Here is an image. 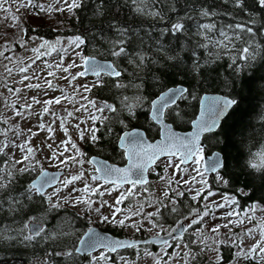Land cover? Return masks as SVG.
<instances>
[{"label": "snow or ice", "instance_id": "1", "mask_svg": "<svg viewBox=\"0 0 264 264\" xmlns=\"http://www.w3.org/2000/svg\"><path fill=\"white\" fill-rule=\"evenodd\" d=\"M162 2L0 0L3 19L27 36L0 43V88L14 98L0 92V107L8 113H0V214L14 225L5 228L0 219V264H12L9 249H40L68 235L48 221L50 213L58 216L68 208L76 210L73 218L82 214L89 223L152 238L115 239L89 228L75 242L64 241L70 248H45L49 258L82 255L89 264H137L145 257L150 264H264V218L255 216L264 207L254 199L253 183L258 175L264 190V150L255 160L235 158V170L228 151L239 150L234 138L246 127L244 87L256 77L243 78L264 69V0H220L242 17L201 7L203 18L226 15L242 22L198 23L191 32L185 23L191 17L166 16L176 9H161ZM130 6L137 15L167 19L160 36L173 40L156 39L159 55L150 56L139 31L116 20V13ZM29 9L35 10L26 16L35 24L32 32L47 26L59 33L66 21L76 32L51 40L30 35L16 15ZM17 45L31 55L17 56ZM215 66L230 69L229 76L222 79ZM13 76L19 78L10 83ZM218 83L227 94H206ZM27 91L36 94L23 95ZM50 91L60 95L49 97ZM190 101L197 102L191 119L184 110ZM33 117L35 131L21 126ZM180 124H190V130H176ZM57 131L63 138L57 140ZM41 132L40 143H33ZM146 132L155 133L151 141ZM84 145L97 155H89L91 148ZM109 148L124 166L100 158ZM150 174L158 178L159 195ZM240 197L247 199L242 203ZM128 249L134 251L131 260L121 253Z\"/></svg>", "mask_w": 264, "mask_h": 264}, {"label": "trees", "instance_id": "2", "mask_svg": "<svg viewBox=\"0 0 264 264\" xmlns=\"http://www.w3.org/2000/svg\"><path fill=\"white\" fill-rule=\"evenodd\" d=\"M170 6H174L176 11H168L166 16H170L175 19L178 16L187 15L191 17V19L185 20L186 25L189 28V31H194L195 27L198 23H211L215 22L219 27L222 24H229L235 22H242V20H233L230 19L226 15H217L213 17L211 20L207 18H203L199 15V9L204 7L206 9H211L217 11V13H222L225 11L231 12L234 17H242V13L238 9H234L229 7L228 5H224L220 2V0H165L158 4V7L161 9L168 8ZM116 12V9H113ZM90 12V9L88 10ZM84 14H88L87 12ZM262 16H258L257 20L259 21ZM243 19H246L243 18ZM116 20L124 25H131L133 28H136L139 31L141 37H143V49L148 52L150 56L159 55L155 51L156 47V39L159 37L161 42L172 41L173 38L170 36H160V29L168 22L167 19H159L153 18L150 15L142 16L137 15L131 11V6L122 8L116 13ZM66 26L60 35L71 36L76 32V28L72 26V24L67 21ZM29 32L31 31L30 28ZM37 32L44 36L46 39H52L57 34V32L53 31L49 27L39 28ZM37 32H31L32 35H36ZM87 51V50H86ZM217 71L220 73L222 79H226L229 76L230 69H227L223 66H215ZM257 67H260V64H257ZM215 74H213L214 78ZM253 77L254 82L250 84V86L244 87V96L246 97L244 102V109L246 115L244 117L245 129L243 135H240L239 131L235 136V142L238 145L239 150L237 148L229 147L228 151L231 156L234 158L232 161L233 170H235V158L239 157L241 162L244 163L248 158L253 160L256 159L257 153L261 150H264V79H260L259 77H264V69H262L259 73H256L255 70L250 72L247 77L243 79L252 80ZM239 90V88L237 89ZM209 92L221 93L223 95L228 93V89L223 86V84L218 83L216 89L209 90ZM183 106V105H182ZM184 110L187 111L189 115V119L192 118L193 114L197 111V102L190 101L187 102V106L184 107ZM143 121V117H141V122ZM134 124L136 122H133ZM176 129L179 130H188L190 128V124H180ZM149 138H152L155 133L147 132ZM244 140V144H240L239 142ZM86 150L90 149V145L84 146ZM223 147V145H220ZM212 150H216L213 148ZM251 154V156H249ZM89 155H97V149L91 148ZM101 158H108L111 161H118L117 152H113L111 148L107 149L103 153L99 154ZM152 177V176H151ZM255 187V195L254 199L260 203L261 206H264V190L261 189V181L257 175V179L253 182ZM220 191L227 192V189H218ZM241 202L243 203L247 197H240ZM74 210H70L69 208L66 210H62L59 215L57 213L52 212L48 216V221L50 226L55 224V230L60 231V227H64L66 225L67 230H64L65 233L70 234L66 236H61L58 243H46L41 246L40 249H33L31 247L25 249L22 246H19V251L17 249H9L7 255L10 257L12 264H41V260L48 258L51 261V264H89V260H86L83 256L74 255L71 258H63L59 256L47 257L44 253V249L47 248L49 251L53 249L59 251L66 247L70 248L72 245L65 244L64 241H72L75 242L76 237L79 236L83 231L89 226V222L86 218H82V216H75ZM0 219L4 220V227L7 228L9 226H13L10 224L11 217H5L3 214H0ZM67 222V224H66ZM61 232H63L61 230ZM115 232V231H114ZM51 244V247H50ZM222 254L227 257L230 255L229 251L225 248H222Z\"/></svg>", "mask_w": 264, "mask_h": 264}, {"label": "rangeland", "instance_id": "3", "mask_svg": "<svg viewBox=\"0 0 264 264\" xmlns=\"http://www.w3.org/2000/svg\"><path fill=\"white\" fill-rule=\"evenodd\" d=\"M12 11L15 12V5H12ZM34 11H35V10H31V9H29V10H21V11H19V12H16V15L20 17V20H21V22L24 24V27H26V28H30V29L33 28V27H35V24H29V23L27 22V20H26V16H27V14H28L29 12H34ZM5 15H7V14H6V13H3V12H0V43H3L4 40L14 41V40L19 39V38H21V37H23L24 39H27V36H24V34L20 31V26H19V25H17L15 28H13V27H11V24H12L11 19H8V20H4V19H3V17H4ZM61 19H64V17L61 16ZM66 22H67V21H66ZM66 22H65L63 25H60V26H59V29H60L59 33L62 32V31L64 30L65 27H67V26H66ZM45 27H47V26H45ZM45 27H43V28H45ZM31 32H32V31L29 32L30 35H32ZM59 33H57V34H55V35H56V36H57V35H60ZM56 36H55V37H56ZM60 36H63V35H60ZM55 37H54V38H55ZM54 38H52V39H54ZM50 40H51V39H50ZM16 55H17V56H20V57H24V58H26V57L30 56L31 53L26 52L24 49H20L19 46L17 45V53H16ZM38 63H40V62H38ZM2 71H3V66L0 65V72H2ZM18 78H19L18 76H13L12 78H10V83L13 82L14 80L18 79ZM89 79H91V77H89ZM33 82H35V81H33ZM55 82H56V83H59L62 87L66 85V82H64V81H55ZM13 86H14V87H19L20 85H15V84H13ZM0 92H3V94H4L5 96H9V97H10V94L7 93L6 90L0 88ZM35 94H36V93H35V92H32V91H27V92L23 93V95H26V96H31V95H35ZM58 95H60L59 92H55V93H53V92H51V91L49 92V97H51V96H58ZM11 99H14V98H11V97H10V100H11ZM21 102H22V101H21ZM0 104H2V101H0ZM67 106H68V105H66V107H67ZM36 107L39 108V106H36ZM55 110L58 111V112H60V111H61L60 106H56V109H55ZM0 113L8 114V113H6V110H5L3 107H0ZM45 119H47V118H45ZM26 124H28V125H30V126H33V130H34V131L36 130L35 127H34V125L36 124V118H35V117L31 118V120H30V121H27V122H26V121H21V126H25ZM70 132H72V134H73V138L75 139L76 137H75L74 130L70 129ZM44 136H45V133L41 132V133H40V136L34 138L33 143H35V144H39V143H40V140H41ZM56 138H57V140L63 138V133L60 132V131H57ZM84 146H85V145H84ZM86 167H87V165H86ZM49 170H53V171H54L55 169H51V168H50ZM169 171H171V170H169ZM157 179H158V178L155 177V178H152L151 180H153V181H152V187H154V188L157 189V195H159V194H160V185L156 183ZM209 180H210V178H209ZM210 182H211V180H210ZM260 207H264V206H261V205H260ZM69 209H70V210H74V211L76 212L75 209H71V208H69ZM221 211H223V210H221ZM80 216H82V214H81ZM80 216H79V217H80ZM255 216H256L257 220H261L262 218H264V211H261V210H259V208H258L257 211L255 212ZM217 222H219V221H214L213 223H217ZM255 222H256V221H253V223H255ZM63 224H64V227H63V226L60 227L59 230H60V231L62 230V231L64 232V230H67V228H66L65 223H63ZM66 224H67V222H66ZM93 225H95V226H97V227H100V228H103V229H105V227L114 228V227H112L111 225L100 224V223H97V222H95V221H93L92 223H89V226H93ZM249 227H251V225H249ZM115 229H117V228H115ZM122 230H123V233L126 234V235H128L129 237H133V235H135V234H131L130 230H127V229H122ZM70 233H71V231H69L68 234H70ZM146 233H147V232H146ZM136 234H137V233H136ZM150 235H152V234H150ZM157 251H158V250H157ZM222 251H223V250L221 249V252H222ZM222 253H223V252H222ZM125 256H126V255H125ZM127 257H128V256H127ZM128 259H130V258L128 257ZM131 259H132V258H131ZM131 259H130V260H131ZM42 261H43V260H41V264H42ZM137 264H150V260H149V258L145 257L143 260H139V261L137 262Z\"/></svg>", "mask_w": 264, "mask_h": 264}, {"label": "flooded vegetation", "instance_id": "4", "mask_svg": "<svg viewBox=\"0 0 264 264\" xmlns=\"http://www.w3.org/2000/svg\"><path fill=\"white\" fill-rule=\"evenodd\" d=\"M126 130V129H125ZM158 138V137H157ZM151 140V138H149ZM117 157H118V161H111L110 159L106 158L107 160H109L110 162H112L113 164H117V165H123V164H126V161L122 160L121 157H120V154L117 152ZM158 171H160V169H158ZM152 176V177H151ZM150 178H155L154 175H150ZM210 180H211V176L209 177ZM150 179V180H151ZM153 181V180H151ZM220 191V190H218ZM100 228V227H99ZM103 231H107V232H110L112 233L113 235H115L116 237H121V238H127L128 240H145V239H151L152 238V235H150L151 233H146V232H141V233H137L135 235H133V237H129L128 235L124 234L123 233V230L122 229H115V228H110V227H105V229L101 228ZM115 231V232H114ZM143 246L142 245V250H143ZM150 251H153V252H156L158 250L157 246L155 245H147L146 246ZM121 253L123 255H126L128 256L130 259L134 258V251L131 250V249H128V250H121Z\"/></svg>", "mask_w": 264, "mask_h": 264}, {"label": "water", "instance_id": "5", "mask_svg": "<svg viewBox=\"0 0 264 264\" xmlns=\"http://www.w3.org/2000/svg\"><path fill=\"white\" fill-rule=\"evenodd\" d=\"M206 94H209V95H223V94H221V93H214V92H209V93H206ZM191 127V126H190ZM127 130V129H126ZM176 130H179V129H176ZM188 130H190V128L188 129ZM179 131H183V130H179ZM146 136H147V133H146ZM151 141V140H150ZM101 158V157H100ZM101 159H106V158H101ZM107 160V159H106ZM109 163H111L109 160H107ZM115 165H117V164H115ZM117 166H124V165H117ZM49 171H53V170H49ZM54 171H56V170H54ZM150 176V175H149ZM89 228H94V229H96L97 231H99V232H101V233H106V234H108L109 236H111V237H113V238H115V239H125V240H128L127 238H121V237H116L115 235H113L112 233H109V232H107V231H103V230H101V229H99V228H97V227H95V226H93V227H91V226H89L85 231H87ZM80 256H82V255H80Z\"/></svg>", "mask_w": 264, "mask_h": 264}]
</instances>
